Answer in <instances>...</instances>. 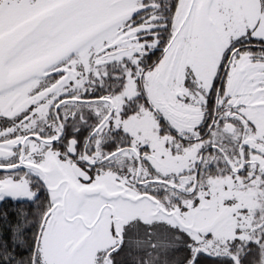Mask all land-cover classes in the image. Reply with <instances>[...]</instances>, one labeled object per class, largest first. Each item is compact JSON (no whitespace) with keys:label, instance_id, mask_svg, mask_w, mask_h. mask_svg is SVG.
<instances>
[{"label":"snow or ice","instance_id":"1","mask_svg":"<svg viewBox=\"0 0 264 264\" xmlns=\"http://www.w3.org/2000/svg\"><path fill=\"white\" fill-rule=\"evenodd\" d=\"M0 264H264V0H0Z\"/></svg>","mask_w":264,"mask_h":264}]
</instances>
